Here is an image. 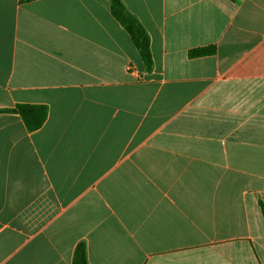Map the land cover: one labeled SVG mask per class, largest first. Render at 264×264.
I'll use <instances>...</instances> for the list:
<instances>
[{
    "label": "crops",
    "instance_id": "crops-1",
    "mask_svg": "<svg viewBox=\"0 0 264 264\" xmlns=\"http://www.w3.org/2000/svg\"><path fill=\"white\" fill-rule=\"evenodd\" d=\"M0 0V264H264V0ZM215 46V54L189 51Z\"/></svg>",
    "mask_w": 264,
    "mask_h": 264
},
{
    "label": "trees",
    "instance_id": "trees-1",
    "mask_svg": "<svg viewBox=\"0 0 264 264\" xmlns=\"http://www.w3.org/2000/svg\"><path fill=\"white\" fill-rule=\"evenodd\" d=\"M112 15L119 21L131 36L145 67L150 71L153 67V59L150 48V37L138 19L127 9L122 0H109ZM215 46L203 47L189 51V57H201L215 54ZM48 107L35 104H17L12 108H0L1 113H15L23 120L29 132L39 130L47 120ZM264 215V204L261 203ZM72 264H89L87 245L79 242L75 248Z\"/></svg>",
    "mask_w": 264,
    "mask_h": 264
}]
</instances>
